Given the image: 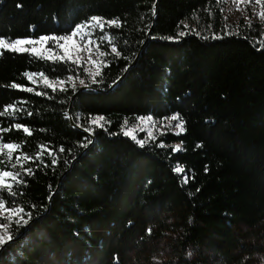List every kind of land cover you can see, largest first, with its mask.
I'll list each match as a JSON object with an SVG mask.
<instances>
[{"label":"trees","instance_id":"16d2710c","mask_svg":"<svg viewBox=\"0 0 264 264\" xmlns=\"http://www.w3.org/2000/svg\"><path fill=\"white\" fill-rule=\"evenodd\" d=\"M224 14L221 0H0L8 43L120 22L84 29L109 53L91 78L58 52L0 48V149L20 145L0 171L23 181L0 196L24 210L0 218V264L264 261V20ZM68 78L84 84H50ZM172 116L183 131L136 130Z\"/></svg>","mask_w":264,"mask_h":264},{"label":"rangeland","instance_id":"374dc122","mask_svg":"<svg viewBox=\"0 0 264 264\" xmlns=\"http://www.w3.org/2000/svg\"><path fill=\"white\" fill-rule=\"evenodd\" d=\"M225 12L226 22L228 25H234L238 20H248L251 23H262L264 20V16H261L260 14L263 13V9L260 6V2L256 3V0H242L239 4L236 2V0H221ZM27 40V39H26ZM52 40V39H51ZM88 40L85 39V41H81L79 35L74 37L72 41H69L65 47L71 49L73 44H79L81 47V51L79 53L76 52H70L69 54L72 55L73 59H68L67 56H65L64 49L60 48L56 41L52 40V44L54 45V48H46L45 42L43 40H37L33 41V43L28 44L25 43L23 45H18V48L21 49H28L29 52L38 54L43 56L44 58H51L55 55V52H58L60 56L63 58L75 62L77 59L79 62H75L77 64H82L84 72L89 76L90 78L93 77V74L96 72L98 65L100 64V57L96 54V44H89L88 48H91L92 51V60L97 61L95 64L92 63V60H89L88 58V49L84 48V43ZM59 44H65L63 40L59 41ZM50 84L57 86V87H63V86H70L74 87L76 84H80V81L78 79H71L68 78L64 81H56V82H50ZM83 87V86H81ZM80 87V88H81ZM176 120H170V118L166 119L164 123H159L156 120L152 119L149 121L147 119L140 120L138 123V129L136 130H142L146 132L149 136L154 135L157 132H162L166 129L170 130L173 133H177L180 128H178ZM128 130H123V133ZM131 138L134 137L133 131L131 135H127ZM177 145H175L176 147ZM9 215L8 212L4 210H0V218L5 219ZM13 215L12 217H14ZM11 217V218H12ZM8 226V224L6 223ZM5 232V229L3 226H0V235H3ZM8 241V240H6ZM261 259H256L252 261L251 264H264V261H260Z\"/></svg>","mask_w":264,"mask_h":264},{"label":"snow or ice","instance_id":"6c2138e0","mask_svg":"<svg viewBox=\"0 0 264 264\" xmlns=\"http://www.w3.org/2000/svg\"><path fill=\"white\" fill-rule=\"evenodd\" d=\"M236 2L239 4L240 2H242V0H236ZM260 0H256V3H259ZM153 14H155V12L153 11ZM261 16H264V13H261L260 14ZM105 25L111 27V26H116V27H120V22L118 19H113V20H104L103 18L101 17H92L91 18V21L89 22V24L87 25H77L76 28L73 30V32L70 34V35H66V36H63V37H41V40L43 41H46L48 39H52L54 41L57 42V44L59 45L60 48L64 49V52H65V56H67L68 59H73L72 55H70L69 53L70 52H76V53H79L82 49L81 47L79 46V44H73L72 48L69 49L67 47H65V45L69 42V41H72L74 37L78 36L80 37V40L81 41H85V37H88V40L84 43V48H87L88 49V58L89 60H92V49L91 48H88V45L89 44H93L95 43L94 41L91 40V35L92 33L90 32H85L84 29L85 28H88V27H91V28H99L100 31L102 33H104V30H105ZM187 27V25H185ZM185 33L181 32L180 35L183 36ZM112 37H110L107 33H105L104 35L100 36L99 37V40L100 41H104V40H107L108 43H112ZM168 39H171L170 37ZM60 40H63L65 42V44H59V41ZM25 43H28V44H31L33 43V41L31 40H20V39H17L15 41H12L11 43H8L4 38H0V48H8V49H11V50H15V51H28V49H21V48H18L17 46L18 45H23ZM111 53L115 54V55H120V53L117 51V48L113 45L112 48H111ZM96 54L97 56H106L108 55L109 53L107 51H100L99 50V45L97 44L96 45ZM60 59H63V57H60ZM75 62H79V60L77 59ZM97 61L95 60H92V63H96ZM25 75L28 76V78L30 80H32L33 78V75L34 74H28V73H25ZM94 75L96 76H99L100 75V72L97 71L96 73H94ZM41 76H43V74H41ZM81 84H84V81L81 80L80 81ZM13 87H18L17 85L13 84L12 85ZM28 91H32L31 88L27 89ZM0 115H3V113H0ZM145 118H141V120H144ZM178 117L177 116H172L170 118V120H177ZM104 120V117L100 116V117H96L93 119V123L95 124H98L99 126L102 127V125H100V121H103ZM147 120H151V117H148ZM178 128H180L181 131H183V126H182V122L180 124H177L176 125ZM17 128H20L21 125L17 124L16 125ZM88 129H86L87 131ZM4 131H7V129H5ZM25 132H28V129L25 128L24 129ZM132 134V130H128L125 132V135H131ZM134 138V137H133ZM141 143H143V141H141ZM20 145H17V144H12V143H5L2 145V149H7V153H6V156L9 160H11L12 158V153L17 149L19 148ZM2 149H0V151H2ZM63 149H61L62 151ZM174 150H179V146H176V149ZM25 159H30V157H24ZM39 157H37L38 159ZM54 162V161H53ZM20 163V157H17L16 158V163H14L12 165L13 168H15L17 166V164ZM21 168H23V165L21 164L20 165ZM25 171L29 174H31L32 172V169L31 168H28V169H25ZM177 172H181L183 171L181 168L177 167L176 169ZM20 173L19 172H11V171H0V192H3V191H8L10 193H12L13 195H15V193L13 192V189H12V184L10 183H7V180L6 178H10L12 181L16 182V183H22L23 181H20L18 179ZM0 210H4L6 212L9 213V215L7 217H5V219H11V217L13 215L15 216H19L20 213H22L24 210L21 208V209H16L15 207H13L12 205L8 204L3 196H0ZM23 219V217H20L19 220L16 221V223H20V221ZM25 223L27 221H24ZM0 226H3L4 229H5V232L3 235H0V244H3L6 242V240H10L11 239V236L8 234V231H7V225L6 224H3V225H0Z\"/></svg>","mask_w":264,"mask_h":264},{"label":"water","instance_id":"95a60500","mask_svg":"<svg viewBox=\"0 0 264 264\" xmlns=\"http://www.w3.org/2000/svg\"><path fill=\"white\" fill-rule=\"evenodd\" d=\"M80 89H83V87H81ZM79 91V90H78ZM77 92H75L74 94H73V96L72 97H74V95L76 94Z\"/></svg>","mask_w":264,"mask_h":264}]
</instances>
